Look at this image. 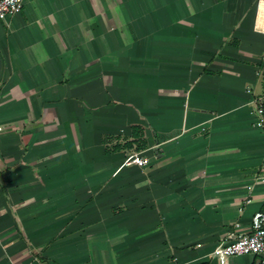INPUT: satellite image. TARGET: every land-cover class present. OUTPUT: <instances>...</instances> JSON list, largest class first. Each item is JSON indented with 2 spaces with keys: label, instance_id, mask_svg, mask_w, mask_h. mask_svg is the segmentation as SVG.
<instances>
[{
  "label": "crops",
  "instance_id": "obj_1",
  "mask_svg": "<svg viewBox=\"0 0 264 264\" xmlns=\"http://www.w3.org/2000/svg\"><path fill=\"white\" fill-rule=\"evenodd\" d=\"M263 4L24 0L0 20V264H220L264 211Z\"/></svg>",
  "mask_w": 264,
  "mask_h": 264
},
{
  "label": "built area",
  "instance_id": "obj_2",
  "mask_svg": "<svg viewBox=\"0 0 264 264\" xmlns=\"http://www.w3.org/2000/svg\"><path fill=\"white\" fill-rule=\"evenodd\" d=\"M24 0H0V20L4 21L22 10ZM261 19L258 27L264 30V4L261 7ZM256 114L258 125L264 127V100L257 104ZM4 127L0 126V133ZM150 159L141 152H133L127 155L123 165L124 167L138 166L145 167L149 164ZM264 182V177H262ZM260 256V264H264V211L258 212L252 222L251 231L247 234L236 235L232 240L219 243L211 256L216 258L220 264H226L229 257L243 255Z\"/></svg>",
  "mask_w": 264,
  "mask_h": 264
},
{
  "label": "trees",
  "instance_id": "obj_3",
  "mask_svg": "<svg viewBox=\"0 0 264 264\" xmlns=\"http://www.w3.org/2000/svg\"><path fill=\"white\" fill-rule=\"evenodd\" d=\"M139 130H140V129H138V130H137L136 128L134 129V131H135L137 137H139V136H138V132H139ZM136 131H137V132H136ZM134 142H135V141H134ZM128 145L131 147V146L133 145V143L130 142V143H128ZM120 148H121V145H115V146H114L113 148H111L110 150H119ZM140 148H142V146H138V147H137V150H140Z\"/></svg>",
  "mask_w": 264,
  "mask_h": 264
}]
</instances>
